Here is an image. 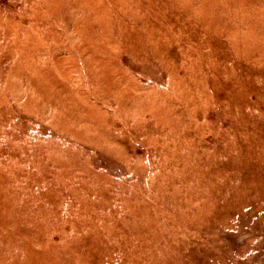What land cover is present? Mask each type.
<instances>
[{"label": "rangeland", "instance_id": "obj_1", "mask_svg": "<svg viewBox=\"0 0 264 264\" xmlns=\"http://www.w3.org/2000/svg\"><path fill=\"white\" fill-rule=\"evenodd\" d=\"M0 264H264V0H0Z\"/></svg>", "mask_w": 264, "mask_h": 264}]
</instances>
